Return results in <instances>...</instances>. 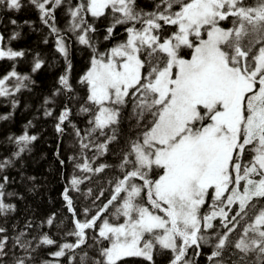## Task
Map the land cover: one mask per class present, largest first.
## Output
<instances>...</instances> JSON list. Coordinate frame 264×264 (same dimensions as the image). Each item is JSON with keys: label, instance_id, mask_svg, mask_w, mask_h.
I'll return each mask as SVG.
<instances>
[{"label": "snow or ice", "instance_id": "1", "mask_svg": "<svg viewBox=\"0 0 264 264\" xmlns=\"http://www.w3.org/2000/svg\"><path fill=\"white\" fill-rule=\"evenodd\" d=\"M25 9L63 61L36 111L71 165L68 215L15 222L13 186L39 187L28 120L0 137V264H264V0H0L13 110L51 67L14 43Z\"/></svg>", "mask_w": 264, "mask_h": 264}, {"label": "trees", "instance_id": "2", "mask_svg": "<svg viewBox=\"0 0 264 264\" xmlns=\"http://www.w3.org/2000/svg\"><path fill=\"white\" fill-rule=\"evenodd\" d=\"M12 18L18 19L22 31V40L14 42L20 47H39L42 50L43 56L48 59L50 68L38 74V82L40 88L32 93H25L21 98L22 103L18 109H11V105L0 99V113L14 111V115L10 121L0 122V137L9 133H19L23 125L28 120H33L36 127L33 132L40 135V140L36 143L33 152L28 160L27 175L37 178L38 191L31 193L23 186L14 185L13 187L25 196L22 201H14L18 205L19 211L16 214L17 223H22L26 217L35 214L37 217L46 216L53 211H62L65 216L68 215L67 210L63 207L61 200V192L66 183V178L71 173V165H66L61 168L55 151L57 149V141L51 120H44L42 116L37 119L38 113L36 109L39 107L42 98L47 94L48 89L54 84L55 74L61 70L63 65L62 59L54 50L49 51L51 45H43L39 43L41 32H34L27 26L23 25V21L30 19L36 22L39 26V20L36 13L31 9H25L19 14H13ZM6 22V21H5ZM11 25L9 28L11 29ZM46 31V30H43ZM85 63V57L79 50L73 52L74 75L78 74ZM8 69L7 62H0V74ZM20 70L27 71V65H20ZM70 140H65L62 145V150L68 148ZM66 153L65 155H70ZM40 173V174H39ZM12 190V189H10Z\"/></svg>", "mask_w": 264, "mask_h": 264}, {"label": "bare ground", "instance_id": "3", "mask_svg": "<svg viewBox=\"0 0 264 264\" xmlns=\"http://www.w3.org/2000/svg\"><path fill=\"white\" fill-rule=\"evenodd\" d=\"M40 174V173H39Z\"/></svg>", "mask_w": 264, "mask_h": 264}]
</instances>
